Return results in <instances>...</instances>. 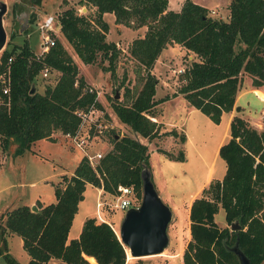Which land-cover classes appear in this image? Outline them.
I'll return each mask as SVG.
<instances>
[{"label":"trees","instance_id":"obj_1","mask_svg":"<svg viewBox=\"0 0 264 264\" xmlns=\"http://www.w3.org/2000/svg\"><path fill=\"white\" fill-rule=\"evenodd\" d=\"M75 4L94 8L93 15L66 7L56 16L59 33L83 64L99 60L111 76L120 49L105 39L109 25L103 13H111L116 24L131 29L145 27L142 36L128 46L129 56L137 62L134 71L139 87L124 86L122 100L114 101L111 108L120 123L148 142L168 135L179 142L185 140L184 133L161 131L163 125L152 120L155 106L169 98H154L158 78L151 72L168 44H178L194 56L182 69V83L171 95L182 94L213 124L220 122L223 113L232 111L244 74L251 77L252 86L264 85V0H229L227 20L209 17L207 8L192 0H183L179 11L168 10L167 0H77ZM53 43L40 55L33 53L26 40L0 51V72L9 67L10 81L7 94L2 93L0 83V143L3 149L10 142L17 143L15 155L23 154L34 141L53 139L55 131L73 133L80 121L76 110L101 109L63 44L57 38ZM44 68L56 70L58 76L53 85L38 92L32 81ZM227 130L228 138L217 151L225 166L223 176L209 181L202 194L190 202L183 264H239L231 251L236 241L249 264H264V128L257 129L233 115ZM102 133L111 147L93 167L86 157H80L70 176H62L63 187H53L52 203L36 201L34 212L25 204L5 209L0 219V255L5 264H22L8 253L6 236L10 234L20 237L28 255L25 264H48L54 259L88 264L83 255L92 256L97 264H126V247L113 227L96 222L95 217L86 218L78 236L67 239L87 184L110 195L116 194L118 185L131 186L141 198L140 175L144 168L149 169L147 145L128 135L119 136L112 129ZM156 150L168 159L183 160L181 149L176 155ZM219 207L229 227L214 221ZM235 220L241 229L231 231Z\"/></svg>","mask_w":264,"mask_h":264},{"label":"rangeland","instance_id":"obj_2","mask_svg":"<svg viewBox=\"0 0 264 264\" xmlns=\"http://www.w3.org/2000/svg\"><path fill=\"white\" fill-rule=\"evenodd\" d=\"M194 1H202L211 8L207 11L209 17L227 20L229 0ZM0 2H3L7 8L2 16V25L5 30L4 47L11 49L13 44L21 45L22 41L26 40L35 55L40 53V43L43 35L39 29V24L42 23L47 15L56 17L66 7L70 6L74 7L78 14L93 15L92 8L77 6L75 4L77 0H39L36 3L30 2V0H0ZM211 10L214 13H210ZM32 16L33 19H31ZM140 31L138 29V31H135L138 33L120 34V31L112 29L107 32L105 39L115 42L116 47L120 49L113 76L102 68L99 60L91 64H83L75 55L71 45L62 38L59 31L56 33L51 32L50 37L57 38L63 44L78 68V75L84 79L87 86H91L98 94V102L101 105L100 110L102 112L100 121L102 122V129H105V134L112 129L119 136L128 135L147 145V150L149 151L148 164L152 171L151 180L153 186L160 201L167 204L171 210V218L166 230L168 244L161 255L131 258L129 251H126V264H183L181 253L189 239L187 232L188 216L185 215L187 203L194 198H198L202 194L201 189L208 186V183L203 184V182L209 173L212 175L211 180L215 181L216 179H221L225 172L223 160L218 156L216 157V155L214 157L215 144L223 133L225 119L220 124H213L203 113L197 109L193 110L195 114L188 118L183 127V131L185 133L188 132L190 136L188 142L180 148L185 156L183 161H169V159L157 152L156 148H164L174 154H177L179 150L177 147L172 146L170 141L164 140L165 138L162 140V136L159 139H153L148 142L145 138L135 135L125 124L118 121L112 111V103L116 100H122L121 95L124 86H128L129 89L139 87L134 71L137 62L129 56L128 46L132 38L139 36ZM164 49L161 57L164 56V58L169 60L166 63V67L169 70V75L167 76L169 78L166 79V82H168L170 88L164 91L168 95L172 90L177 91L178 86L182 83L181 71L185 65L190 63V60L186 58L182 48L177 44H168ZM160 63L161 61H158L153 74L155 77L159 76L162 79L164 78V69H161ZM103 65H106V61L103 62ZM57 76L58 72L56 70H48L46 77H43L40 71L33 79L32 85L36 91L42 92L45 86L55 83ZM253 92H255L257 97L264 100V96L261 95L264 92L261 90H254ZM115 93L118 97L115 96ZM162 93L163 89L158 86L154 95L159 98ZM255 98L254 96L251 99L252 104L255 103ZM187 107V101L180 96L177 100L162 103L161 113H163L164 119H172L173 123L177 124L178 119L185 114L184 111ZM257 108L250 110V112H244L245 114L243 113L242 116L248 122L250 121L252 126L257 129H263L264 124L260 121L262 112L257 111ZM242 110L243 108L240 109L239 107L238 113L242 112ZM154 112L156 117H158V108H154ZM160 130H165V128L162 127ZM52 134L53 139L34 141L23 154L19 153V155L14 154L18 146L17 143L10 142L7 149H3L0 143V219L5 213V209L14 207L16 204L27 203L31 204L28 205L30 207L38 199L43 204L52 203L55 199L53 187L56 185L63 187L64 180L62 176L68 178L80 157L83 156V153L75 148L63 134L56 131ZM110 147L107 135H99L91 140L84 150L89 154L95 152L105 154ZM85 188L84 198L77 205L79 210L72 219L71 233L75 232L84 214H86L85 216L91 215L90 217L96 216L97 212L94 204L98 199L105 203L113 200L112 195L108 193L101 192L98 196L97 189L90 185ZM137 199L140 202V199ZM11 201L13 204H10ZM125 210H114L108 206L100 209L101 218L112 225L117 236L119 222ZM95 221L98 222L97 219ZM214 221L220 227H229L224 221V212L221 207L218 208L217 213L214 215ZM7 237L9 238L7 239ZM6 241L10 256L24 264L28 260V255L22 248L20 237L10 234L6 236ZM0 264H5L1 255ZM48 264L66 263L54 259ZM88 264H91V262L88 261Z\"/></svg>","mask_w":264,"mask_h":264},{"label":"water","instance_id":"obj_3","mask_svg":"<svg viewBox=\"0 0 264 264\" xmlns=\"http://www.w3.org/2000/svg\"><path fill=\"white\" fill-rule=\"evenodd\" d=\"M7 8L0 2V51L5 44V30L2 25V16ZM34 89L31 88L30 92ZM115 96L117 94L115 93ZM238 111L239 107H234ZM141 198L138 207H130L125 210L119 222L118 240L124 247H128L131 257L141 258L148 255L161 254L168 244L167 226L171 218V210L158 198L151 180L148 168L141 172ZM31 211H36L35 205L30 206ZM241 229L238 221L230 224V230ZM231 251L238 257L239 264H249L247 257L240 251L237 241Z\"/></svg>","mask_w":264,"mask_h":264},{"label":"crops","instance_id":"obj_4","mask_svg":"<svg viewBox=\"0 0 264 264\" xmlns=\"http://www.w3.org/2000/svg\"><path fill=\"white\" fill-rule=\"evenodd\" d=\"M182 1L183 0H167V3H168V5H167V9L168 10H172V11H179L180 10V8H181V6H182ZM192 1H194V0H192ZM195 3H198V4H200V5H202V6H204L205 8H207V10H209V9H211L209 6H207V5H205V3H203L202 1H194ZM179 6V7H178ZM93 10H94V8H92ZM102 18L106 21V23H108V25H109V29H108V31H111L112 29H115V30H118V31H120V34H129V33H138V32H135V31H138V29H140L141 31V33L139 34V36H142V34H143V32H144V30H145V27L144 26H142V27H138L137 29H131V28H129V27H126V26H124L123 24H116V23H114V16L111 14V13H103V15H102ZM107 36V33H106V35H105V37ZM139 36H136V37H139ZM136 37H134V38H136ZM134 38H132V39H134ZM131 39V40H132ZM130 40V41H131ZM178 45V44H177ZM180 48H182V52H183V54L185 53V55H186V58H188V60H190V62L192 61V60H194V56L192 55V54H190L189 52H187L183 47H181L180 45H178ZM165 49L163 48L161 51H160V53L158 54V56H157V60L155 61V63H154V65H153V68H152V70H151V72L153 73L154 72V70H155V68H156V65L158 64V61H161V63H160V67H161V69L164 71V73H163V77L164 78H162L161 79V77H157L158 78V84L156 85V87H155V93H156V90H157V88H158V86H160L162 89H163V93L159 96V98H161V97H163V96H165L166 95V92H164L165 90H167L168 88H170V86L168 85V82H166V79H168L169 77H167L168 75H169V70H168V67H166V63H168L169 62V60H167L166 58H164V56H162L161 57V54L163 53V51H164ZM167 83V84H166ZM262 91V92H264V85L263 86H260V87H254V86H252V84H251V77L250 76H248L247 74H244L243 76H242V81H241V84H240V86H239V88H238V90H237V95H236V99H235V102H234V105H233V108H232V111L231 112H228V113H223V115L221 116V120H220V122L218 123V124H220L224 119H225V122H224V127H223V133H222V135L219 137V139H218V141L216 142V144H215V151H214V157H215V155H216V157H217V151H218V146L221 144V143H223V142H225L226 140H227V138H228V130H227V127H228V123H229V121H230V119L232 118V116L233 115H239V116H241V117H243L244 118V116H242V114L244 113V112H250V110H255L256 109V107H258L257 108V111H260V112H262V114L260 115V121H262L263 122V118H264V100L263 99H261V98H259V97H257V95L255 94V92H253V91ZM176 91H170V93H168V96H169V98H167V99H165V100H163V101H161V102H159V104H157L156 106H155V108H158V113H159V115H158V117H154V118H152V120H154L155 122H157V123H161L162 125H163V127L165 128V130H170V129H174L175 131H177L178 133H184V135H185V140H184V142H179L178 141V139L177 138H173L172 136H170V135H168V136H162L163 138H162V140L164 139V140H166V141H170L171 143H172V146H175V147H177V149H179L180 150V148L185 144V143H187L188 142V140H189V138H190V136H189V134H188V132H186L185 133V131H183L184 129H183V127H184V123L188 120V118L190 117V116H192V115H194L195 113H194V111L193 110H195L193 107H191L188 103V107L187 108H185V111H184V115H183V117H180L179 119H178V123L176 124L175 122L173 123V120L172 119H168V118H166V119H164L163 118V113H161V105H162V103H164V102H168V101H174V100H177V99H179L180 98V96H182V94H179V93H177L176 94V96H172L171 94L172 93H175ZM154 93V94H155ZM256 97L255 98V103H253L252 104V102H251V99L253 98V97ZM183 97V96H182ZM154 98L157 100V99H159V98H156L155 97V95H154ZM184 98V97H183ZM185 99V98H184ZM257 103V104H256ZM183 104V103H182ZM236 106H238V107H240V109H242L243 108V110H242V112H240V113H238V111H236V110H234V107H236ZM245 114V113H244ZM249 117V116H248ZM244 119H246V118H244ZM262 119V120H261ZM163 120H165V121H163ZM247 120V119H246ZM248 121V120H247ZM249 123H251L250 121H249ZM159 139V138H158ZM169 139H171V140H169ZM163 150H165L164 148H162ZM166 151H169V150H166ZM159 154H161L163 157H165V158H167L166 157V155L165 154H163V153H159ZM172 154H174L173 152H172ZM174 155H176V154H174ZM82 156V155H81ZM168 159V158H167ZM185 159V156H184V152H183V160ZM182 160V161H183ZM169 161H174V160H171V159H169ZM149 170H150V173H151V177H152V171H151V168L149 167ZM211 174L209 173V175H207V177H206V179H205V181L203 182V184H207L209 181H212L211 180ZM203 184H201L202 186H203ZM88 185H90V184H87L86 186H88ZM85 186V187H86ZM91 187H93V188H95V189H97V193H98V195L101 193V189H99V188H96V187H94V186H92V185H90ZM86 189V188H85ZM197 191V190H196ZM83 198H84V195H83ZM194 198V197H193ZM55 200V199H54ZM83 200V199H82ZM81 200V201H82ZM38 201L39 202H41L39 199H38ZM80 201V202H81ZM42 203V202H41ZM10 204H13V202L11 201V203ZM20 204H25V205H31V204H27V203H20ZM43 204V203H42ZM79 204V203H78ZM188 204V206H186V208H185V215H187L188 216V212H189V207H190V202H188L187 203ZM44 205V204H43ZM12 206H14V205H12ZM1 210V209H0ZM78 210H79V207H78ZM77 210V211H78ZM76 214V213H75ZM86 214H84V216H83V218L80 220V222H79V224H78V227H77V229L75 230V232H73V233H71L70 232V230H69V232H68V236H67V239H71V238H75V237H77L78 236V234H79V232H80V230H81V227H82V222L86 219V218H89L91 215H89V216H85ZM186 216V217H187ZM188 218V217H187ZM73 221V220H72ZM187 222H188V219H187ZM72 223V222H71ZM72 227V226H71ZM187 232H188V237H189V222H188V227H187ZM9 237H7V239H8ZM6 245H7V241H6ZM7 248H8V245H7ZM83 257L84 258H86L87 259V261H89V262H91V264H97L96 263V261H94V259H93V257L92 256H86V255H83ZM26 263V262H25ZM24 263V264H25ZM127 263V262H126Z\"/></svg>","mask_w":264,"mask_h":264},{"label":"built area","instance_id":"obj_5","mask_svg":"<svg viewBox=\"0 0 264 264\" xmlns=\"http://www.w3.org/2000/svg\"><path fill=\"white\" fill-rule=\"evenodd\" d=\"M210 13H214V11L211 10ZM59 28L60 25L57 18L51 15H47V17L44 18L42 23L39 24V29L40 31H42L41 33H43V35L41 38L42 41L40 43L41 50L38 55L47 52L48 48L54 44L53 43L54 38L50 37V34L51 32L56 33L57 31H59ZM9 61L10 59H8L7 62L9 63ZM47 73L48 70L46 68H44L41 71V75L43 77H46ZM8 74H9V67H7L5 71L0 72V83L3 94H7L9 89L10 81ZM86 89L88 91H94L95 97L98 100L97 97L98 94L91 86H88ZM74 113L80 119L78 127L73 133H65L63 135L65 138L71 141L72 145H74L75 148L79 149L83 153L82 155L86 157L89 164L93 167L104 154L100 152L89 154L88 152H85L84 149L91 140L98 137L99 135L102 136L103 134L102 132L105 130L102 129V122L100 121L102 112L100 108L91 106L88 109H86V111L76 110ZM116 188H117V192L116 194L112 195V199H113L112 202L105 203L100 201L99 199L95 202L94 206L96 207V212H97L95 218L98 220V222L108 223V221L106 222L105 220H103L100 215V209L104 206H108L111 209L121 210V211H124L125 209H128L130 207L139 206V200L135 195L133 187L126 185L125 186L118 185ZM109 225L112 227L111 224Z\"/></svg>","mask_w":264,"mask_h":264},{"label":"bare ground","instance_id":"obj_6","mask_svg":"<svg viewBox=\"0 0 264 264\" xmlns=\"http://www.w3.org/2000/svg\"><path fill=\"white\" fill-rule=\"evenodd\" d=\"M262 96H264V94H261ZM126 251H129L128 250V247L126 246ZM127 253V252H126ZM129 255H130V253H129ZM161 255V254H160ZM131 257V256H130ZM132 258V257H131ZM134 258V257H133ZM127 261H128V259H127Z\"/></svg>","mask_w":264,"mask_h":264}]
</instances>
